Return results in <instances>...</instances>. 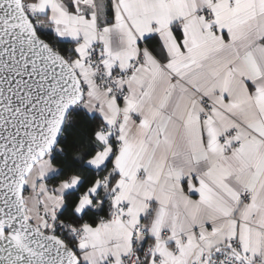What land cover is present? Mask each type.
I'll return each mask as SVG.
<instances>
[{
  "label": "snow or ice",
  "instance_id": "6c2138e0",
  "mask_svg": "<svg viewBox=\"0 0 264 264\" xmlns=\"http://www.w3.org/2000/svg\"><path fill=\"white\" fill-rule=\"evenodd\" d=\"M0 264H264V0H0Z\"/></svg>",
  "mask_w": 264,
  "mask_h": 264
},
{
  "label": "trees",
  "instance_id": "16d2710c",
  "mask_svg": "<svg viewBox=\"0 0 264 264\" xmlns=\"http://www.w3.org/2000/svg\"><path fill=\"white\" fill-rule=\"evenodd\" d=\"M65 124L64 130L59 140V145L65 151L61 154L56 148L53 152V163L61 165V172L75 170L81 165L72 157V152L79 144L87 141L90 136L92 121L95 115H90L81 108H74ZM55 183L57 179L52 176L48 178Z\"/></svg>",
  "mask_w": 264,
  "mask_h": 264
},
{
  "label": "water",
  "instance_id": "95a60500",
  "mask_svg": "<svg viewBox=\"0 0 264 264\" xmlns=\"http://www.w3.org/2000/svg\"><path fill=\"white\" fill-rule=\"evenodd\" d=\"M72 110H74V108H73V107H70V108L67 110V112H66V119H65V122L63 123V125H62V127H61V130H60V132L58 133V136H57V138H56V143H57V144L59 143V140H60V138H61V134H62V132H63V130H64V127H65V124H66V122H67V120H68V118H69V116H70L69 113H70ZM54 150H55V147H53L52 151H54Z\"/></svg>",
  "mask_w": 264,
  "mask_h": 264
},
{
  "label": "crops",
  "instance_id": "0c3cea01",
  "mask_svg": "<svg viewBox=\"0 0 264 264\" xmlns=\"http://www.w3.org/2000/svg\"><path fill=\"white\" fill-rule=\"evenodd\" d=\"M84 111H85V110H84ZM90 115H96V114L93 113V114H90ZM60 171H61V170H60ZM52 176H54V177L57 179V176H56L55 173H50V174H49V177H52ZM49 177H48V178H49Z\"/></svg>",
  "mask_w": 264,
  "mask_h": 264
}]
</instances>
